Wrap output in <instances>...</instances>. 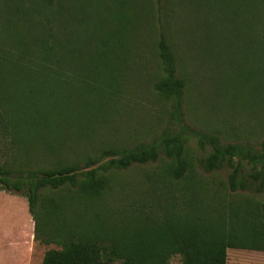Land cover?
Listing matches in <instances>:
<instances>
[{
	"label": "trees",
	"instance_id": "trees-1",
	"mask_svg": "<svg viewBox=\"0 0 264 264\" xmlns=\"http://www.w3.org/2000/svg\"><path fill=\"white\" fill-rule=\"evenodd\" d=\"M145 1L149 60L158 63L150 85L165 103L169 122L150 140L118 146L109 140L106 119L98 125L97 117L107 112L94 110L96 105L88 114V108L69 104L73 120L60 118L64 105L56 87L67 63L60 34L65 1L0 0V190L27 198L36 240L42 235L46 244L61 246L47 249L41 264H171L174 255L183 264H228L230 248L264 252V195L238 194L249 189L246 164L260 168L251 176L264 192V142L259 149L226 141L219 129L187 122L194 87L188 57L173 39L179 31L171 23L181 2ZM205 12L226 22L240 19L243 34H264V0H206ZM12 28H19L14 35ZM224 31L233 30L226 26ZM92 73L98 76L95 69ZM191 137L202 148L211 147L207 156L193 155ZM159 161L148 176L153 195L126 209L103 201L113 194L115 182L120 185L119 173ZM197 162L209 174L228 167L227 186L202 179ZM162 166L166 173L159 184L155 178ZM191 175L199 179L190 180ZM186 187L213 195H184Z\"/></svg>",
	"mask_w": 264,
	"mask_h": 264
},
{
	"label": "rangeland",
	"instance_id": "rangeland-1",
	"mask_svg": "<svg viewBox=\"0 0 264 264\" xmlns=\"http://www.w3.org/2000/svg\"><path fill=\"white\" fill-rule=\"evenodd\" d=\"M64 1L66 9L62 20L66 21L62 23L60 34L62 53L67 63L63 71L65 74L60 77L59 87H56L64 105L60 116L62 122L67 123L74 118V112L66 110L67 105L86 107L88 114L96 105L94 110L107 112L97 117L98 125L109 128L111 133L107 135L110 134L109 140L113 144L131 145L152 139L167 127L169 115L165 111V103L150 85L157 77L158 63L153 57L149 60L147 47L152 35L143 18L146 1ZM180 2L177 5L178 15L171 19V23L179 31L173 39L181 50L183 46L188 57L185 63L190 68V83L194 87L191 99L186 104L192 108L191 112L189 108L187 122L199 129H219L226 141L250 142L262 148L264 34L239 32L241 20L238 18L226 22L221 16H207L206 0ZM69 13L71 18H68ZM84 16L88 17L87 23L80 22ZM226 26L233 31H224ZM19 28H12V35ZM94 69L98 76L93 75ZM96 80L103 83L99 84ZM35 96L40 97V92ZM104 103H108V107ZM189 148L197 159L207 156L211 151L210 146L202 148L193 137L189 140ZM161 162L134 165L119 173L117 179H120L121 186L118 181L115 182L113 194L103 201L109 207L126 209L131 202L153 195V184L148 176ZM259 169L246 164L243 175L249 189H238V194L264 195L256 188L261 181L251 176ZM165 173L166 166L159 167L155 181L160 184ZM196 173L202 179L222 180L227 186L230 169L226 167L209 174L197 162ZM190 177V180L196 178L195 175ZM191 187L195 189V185ZM200 189L198 187L196 192H187L186 187L184 195H213ZM51 192L45 190L43 194ZM5 195L11 193L0 190V264L11 263L13 241L10 239L19 236L20 230L25 229L27 215L31 213L27 198L14 193L11 198ZM168 195H172V192ZM33 223L35 227V221ZM4 231L7 234H3ZM45 239L42 235L35 239L38 249L42 251L41 257L47 249L61 248L56 243L46 244ZM171 264H183L181 256L174 255ZM228 264H264V252L230 248Z\"/></svg>",
	"mask_w": 264,
	"mask_h": 264
},
{
	"label": "crops",
	"instance_id": "crops-1",
	"mask_svg": "<svg viewBox=\"0 0 264 264\" xmlns=\"http://www.w3.org/2000/svg\"><path fill=\"white\" fill-rule=\"evenodd\" d=\"M12 197L11 195H5ZM34 219L32 214L27 215V225L25 229H21L19 236L13 237L10 241L11 244V263L10 264H41L44 258V253L41 257L42 251L38 249V243L35 240L34 234ZM3 234H7L6 231ZM14 234V233H13ZM10 235V234H9ZM40 257V259H39Z\"/></svg>",
	"mask_w": 264,
	"mask_h": 264
}]
</instances>
